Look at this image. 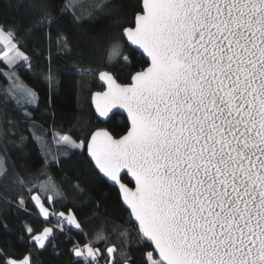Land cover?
<instances>
[{
	"label": "snow or ice",
	"instance_id": "snow-or-ice-1",
	"mask_svg": "<svg viewBox=\"0 0 264 264\" xmlns=\"http://www.w3.org/2000/svg\"><path fill=\"white\" fill-rule=\"evenodd\" d=\"M33 7V28L50 41L54 10L47 0H35ZM82 7H90L91 16L109 5L67 0L61 11L79 21L75 10ZM121 40L141 58L125 82L107 70L68 71L98 76L103 83L93 93L95 110L99 117L124 118L123 133L95 128L85 129L83 138L53 134V165L79 153L117 189L128 214L130 228L117 229L119 247L97 232L73 244L77 264H99L105 253L118 252L124 264H137L133 242L151 249L142 264H264V0H140ZM0 43L8 65L30 67L15 28L0 25ZM56 43L68 50L62 34ZM108 55L129 62L120 40ZM46 79L51 85L55 74L49 71ZM5 92L21 107L39 99L15 80ZM37 142L50 151L46 139ZM27 191L46 221L55 218V230L24 226L33 249H45L56 231H83L71 210L66 215L46 206L63 196L42 200L40 190ZM15 203L27 210L24 196ZM0 264H33L32 253L16 259L0 249Z\"/></svg>",
	"mask_w": 264,
	"mask_h": 264
},
{
	"label": "trees",
	"instance_id": "trees-1",
	"mask_svg": "<svg viewBox=\"0 0 264 264\" xmlns=\"http://www.w3.org/2000/svg\"><path fill=\"white\" fill-rule=\"evenodd\" d=\"M99 0H80L83 5H93ZM109 7L89 16L90 7L72 11H61L67 0H47L54 10L56 23L51 29V40L43 39L33 25L37 10L35 0H0V25L16 29L19 47L30 60L10 66L0 55V157L6 160L7 176L0 171V249L8 256L22 259L31 251L33 264H77L79 258L71 251L74 243L93 239L97 232L105 234L119 247V231L128 229L127 212L122 208L118 191L97 175L96 171L78 153L62 164L53 165L58 154L53 142L54 133H68L83 138L85 129L107 128L115 135L125 130V119L120 115L112 119L99 117L93 102V93L102 90L98 76H78L68 71L73 66L107 70L125 82L132 65L141 63L140 53L133 54L126 41L121 40L123 27L134 19L140 0H104ZM58 33L68 41V50L58 47ZM120 40L123 57L111 60L108 55L112 42ZM2 49V48H1ZM13 70L24 84L30 86L38 96L36 104L17 105L5 90L10 86L7 71ZM55 74L56 80L49 85L47 73ZM23 137V139H22ZM37 138L46 139L50 151L41 150ZM45 159L48 164H45ZM128 179L127 177L125 178ZM23 181V184L21 183ZM54 188L50 193L43 191L48 185ZM37 190L42 200L46 195L57 199L53 205L48 202L49 211L75 214L83 231L71 228L66 232L56 231L55 238L45 249H33L28 243L25 225L37 232L51 225L39 213L35 201L28 195V189ZM24 196L26 208H18L15 201ZM55 230V228H54ZM100 248L106 245L99 244ZM142 244L133 242L132 255L137 264L146 259L150 251ZM126 251V250H125ZM105 253L100 262L106 263ZM114 264H124L121 253L111 256Z\"/></svg>",
	"mask_w": 264,
	"mask_h": 264
},
{
	"label": "rangeland",
	"instance_id": "rangeland-1",
	"mask_svg": "<svg viewBox=\"0 0 264 264\" xmlns=\"http://www.w3.org/2000/svg\"><path fill=\"white\" fill-rule=\"evenodd\" d=\"M3 48V44L0 43V49ZM117 57H112L111 60H114L116 59ZM11 66V65H10ZM14 71L13 70H10V71H7V75L9 76L10 78V85L13 83V81L15 80L17 82L18 85H21V86H24V87H27V88H30L32 89L30 86H28L27 84H24L23 81H21L20 77L18 76V74L15 72V76H12L11 73H13ZM33 90V89H32ZM34 91V90H33ZM35 92V91H34ZM37 102H34L33 104H36ZM57 150V148L55 149ZM47 227H52L51 225H48Z\"/></svg>",
	"mask_w": 264,
	"mask_h": 264
},
{
	"label": "crops",
	"instance_id": "crops-1",
	"mask_svg": "<svg viewBox=\"0 0 264 264\" xmlns=\"http://www.w3.org/2000/svg\"><path fill=\"white\" fill-rule=\"evenodd\" d=\"M4 167V160L0 159V171L3 169ZM38 207V206H37ZM39 209V208H38ZM51 212V211H50ZM111 259V257H109L108 259H106L105 261L108 262V260Z\"/></svg>",
	"mask_w": 264,
	"mask_h": 264
},
{
	"label": "built area",
	"instance_id": "built-area-1",
	"mask_svg": "<svg viewBox=\"0 0 264 264\" xmlns=\"http://www.w3.org/2000/svg\"><path fill=\"white\" fill-rule=\"evenodd\" d=\"M53 226H55V218H52L51 222H50ZM99 264H106V263H102V262H99Z\"/></svg>",
	"mask_w": 264,
	"mask_h": 264
},
{
	"label": "water",
	"instance_id": "water-1",
	"mask_svg": "<svg viewBox=\"0 0 264 264\" xmlns=\"http://www.w3.org/2000/svg\"><path fill=\"white\" fill-rule=\"evenodd\" d=\"M103 83V82H102ZM95 106V105H94ZM115 111V110H114ZM98 114V113H97ZM111 115V114H110ZM125 116H126V114H125ZM102 118H104V117H102ZM105 119H107V118H105Z\"/></svg>",
	"mask_w": 264,
	"mask_h": 264
}]
</instances>
